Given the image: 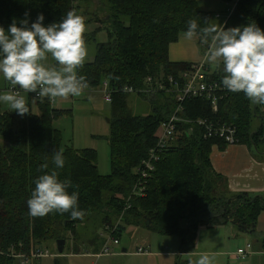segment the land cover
I'll use <instances>...</instances> for the list:
<instances>
[{
  "label": "trees",
  "instance_id": "1",
  "mask_svg": "<svg viewBox=\"0 0 264 264\" xmlns=\"http://www.w3.org/2000/svg\"><path fill=\"white\" fill-rule=\"evenodd\" d=\"M223 1L231 5L224 18L200 9L197 0H97L101 10L95 19L108 24L110 31L107 41L95 42L93 59H85L77 69L87 83L85 90H98L103 80L112 88H142L147 77L178 76L189 70L191 63L172 62L168 57L169 45L183 35L189 19H197L201 27L255 23L264 30V0ZM70 9L77 10L73 0H0V26L7 29L12 22L24 19L30 25L40 14L47 25L59 22ZM83 36L85 41L94 40L93 35ZM196 40L205 52L204 42L199 37ZM208 73V79L223 86L222 68ZM128 94L115 92L109 103L114 116L109 120L107 175L98 172L94 149L61 146L60 131L52 123L63 110L54 109L51 98L36 99L39 112L20 121L8 111H0V264H22V255L29 256L57 237L58 226L65 232L73 231L93 213L101 215L103 230L117 224L116 237L131 223L161 234H176L180 256L194 249L200 225H231L236 236L255 233L258 216L264 211V191H231L209 158L211 146L217 144L223 150L225 142L204 138L200 127L178 122L175 137L160 151L145 189H136L137 168L155 146L160 125L172 114L175 100L173 93H141L150 102L151 111L134 115L128 108ZM183 106L181 115L186 118L235 126L238 143L247 145L254 158L264 161L263 104L252 103L242 92L227 90L221 93L216 111L204 98L186 99ZM58 150L65 159L59 178L71 181L69 194L79 193L82 219L73 220L70 212L42 217L29 214L26 202L35 188L34 181L55 167L52 161ZM45 163L48 169L42 167ZM189 260L184 259L183 264Z\"/></svg>",
  "mask_w": 264,
  "mask_h": 264
},
{
  "label": "clouds",
  "instance_id": "2",
  "mask_svg": "<svg viewBox=\"0 0 264 264\" xmlns=\"http://www.w3.org/2000/svg\"><path fill=\"white\" fill-rule=\"evenodd\" d=\"M43 22L44 16L40 14L30 25L24 19L12 22L7 29L0 26V75L26 93L38 91L48 98L79 97L87 88L85 79L77 73L87 56L85 19L70 9L59 22ZM196 37L206 46V61L222 68L221 83L225 89L242 92L254 104H264V30L255 23L201 27L197 19H189L183 38L190 41ZM49 55L59 67L47 63ZM0 105L21 116L30 110L26 97L17 88L0 91ZM94 106L99 108L95 102ZM52 162L55 167L34 181L35 188L26 202L29 214L42 217L51 212H70L73 220L82 219L79 193L69 194L71 181L59 178L58 170L65 166L62 151L55 152ZM42 167L49 166L45 163ZM189 264H213V257L202 253L190 259Z\"/></svg>",
  "mask_w": 264,
  "mask_h": 264
},
{
  "label": "rangeland",
  "instance_id": "3",
  "mask_svg": "<svg viewBox=\"0 0 264 264\" xmlns=\"http://www.w3.org/2000/svg\"><path fill=\"white\" fill-rule=\"evenodd\" d=\"M197 2L200 9L211 11L214 14L219 13L222 18L226 17L231 6L223 0H197ZM76 4L78 14L88 20L85 22V36L93 35L94 38V40L85 41L87 45L86 59L91 60L95 54V42L107 41L110 28L108 24L95 19L96 13H100L101 10L100 5H97V0H76ZM198 47L200 48V55L203 54L204 49L202 50L199 44ZM204 61L210 72L214 70L215 66L208 63L206 59ZM47 63L59 67L55 65L50 55ZM12 87L18 86L9 84L0 75V91H7ZM20 92V95L26 97L30 109L28 113L21 116L15 111H10L6 106L0 105V109L13 114L17 121L24 119L28 114L39 112L36 98L22 89ZM51 99L54 109L63 110L53 119L52 123L53 127L60 131L61 146L94 149L97 152L98 172L101 175L109 174L110 153L107 137L110 132L109 120L114 115L111 112L110 104L104 101L101 90H84L79 97L68 96ZM127 100L128 108L132 114L145 115L150 113V102L141 95L128 94ZM94 102L99 105V108L94 106ZM57 230H60L57 232V237L43 245L51 252V256L30 258L28 264H176L178 261L179 264H183L184 259H190L187 253L178 257L180 251V237L178 235L161 234L146 225L132 223L125 226L121 231L118 236L119 244L112 245V241H108L111 245V253L96 259L93 252H99L105 239L101 215L99 214H91L82 223L76 224L73 231L65 232L61 226H58ZM197 233L195 246L199 254L196 255V258L202 254V249L223 251L224 254L209 255L213 257V264L241 263L244 260H237L234 257L238 247L244 249L246 244L250 243L252 246L260 248L263 242V236L259 238L254 233L236 236L231 225L214 227L200 225ZM64 237L65 248L60 254L56 250V240L64 239ZM140 245L146 246L147 249L144 253L136 252V248ZM123 248L127 251H123ZM246 255L248 256V253Z\"/></svg>",
  "mask_w": 264,
  "mask_h": 264
},
{
  "label": "built area",
  "instance_id": "4",
  "mask_svg": "<svg viewBox=\"0 0 264 264\" xmlns=\"http://www.w3.org/2000/svg\"><path fill=\"white\" fill-rule=\"evenodd\" d=\"M76 0H73V5H75ZM77 12V10H76ZM78 14V12H77ZM218 17V14H216ZM195 64V65H194ZM191 65L189 70L183 71L178 76L174 75H164L159 78L153 79L152 77L146 78V87L138 88L129 85H125L122 88H112L109 86L106 80H103L99 89L103 94V99L105 102L110 103L112 101V95L115 92L122 93H144L146 95L152 96L158 92L173 93L174 95V110L170 117L163 121L160 125L161 132L158 136L155 146L149 150V155L143 164L137 168V179H136V189H140L141 192L145 189V183L150 175L151 171L154 170V162L159 159V153L165 147H168L175 137V130L177 123L187 124L191 127L197 126L203 129L204 138H220L225 142V145H233L238 143V138L236 136L235 126L220 122L211 121L206 118L190 119L182 116L184 111L183 102L189 98H204L210 102L213 111L217 110V103L221 93H225L227 89L220 86L216 81L208 79V70L205 68V61L202 60L198 63ZM10 87V86H9ZM8 87V88H9ZM15 88V87H12ZM11 88V89H12ZM19 94L20 89L16 87ZM33 97L39 99L43 97L37 91L32 93ZM51 104L53 100L51 99ZM264 106V104H263ZM217 145V144H213ZM225 146V147H226ZM212 147V146H211ZM109 230H104L103 236L105 237L104 242L101 245L99 252L95 253L94 256L99 258L102 255H108L111 253V245L108 243L109 240L112 241V245L119 244L118 237H116L115 231L117 229V224L108 228ZM250 249V244L248 243L246 247L238 248L236 251L237 257L244 258ZM146 248L142 245L136 248L137 253H144ZM45 256H51V252L46 247H40L34 250L29 256L22 255V263H28L30 258H41Z\"/></svg>",
  "mask_w": 264,
  "mask_h": 264
},
{
  "label": "crops",
  "instance_id": "5",
  "mask_svg": "<svg viewBox=\"0 0 264 264\" xmlns=\"http://www.w3.org/2000/svg\"><path fill=\"white\" fill-rule=\"evenodd\" d=\"M204 53L200 55V48L198 47L196 39L193 38L189 41L181 36L177 42L169 45L168 57L172 62H187L194 64L205 59ZM0 111L5 110L0 109ZM209 158L213 170L226 179L227 185L231 191L251 193H260L264 191V161H259L254 158L247 145L237 143L228 145L223 150L217 145H212ZM254 234L259 238L263 236L261 247L256 248V246H252V244L249 243L250 249L248 251V256L246 255L247 257H237L236 253L235 255L233 254L237 260H244L237 264H264V211L258 216ZM142 246L146 248V246ZM123 249V251H127L125 248ZM186 253L190 256V259H196V255L199 254V251L196 246H194L192 251ZM202 253H207L208 255L224 254L221 250L209 251V249H202ZM180 254L179 251L178 257H181Z\"/></svg>",
  "mask_w": 264,
  "mask_h": 264
},
{
  "label": "water",
  "instance_id": "6",
  "mask_svg": "<svg viewBox=\"0 0 264 264\" xmlns=\"http://www.w3.org/2000/svg\"><path fill=\"white\" fill-rule=\"evenodd\" d=\"M64 246H65V239H57L56 240V250L58 253H62L64 250ZM124 250V249H123Z\"/></svg>",
  "mask_w": 264,
  "mask_h": 264
}]
</instances>
